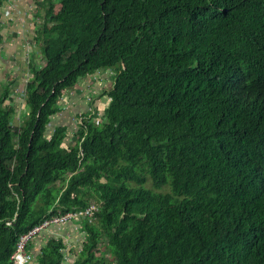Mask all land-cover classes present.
<instances>
[{"label": "trees", "instance_id": "trees-1", "mask_svg": "<svg viewBox=\"0 0 264 264\" xmlns=\"http://www.w3.org/2000/svg\"><path fill=\"white\" fill-rule=\"evenodd\" d=\"M35 2L45 62L29 63L20 124L12 82L0 91V264L93 202L72 264H100L102 238L116 264H264V0ZM101 70L103 113L74 141L49 131L64 93ZM58 226L29 264L69 262L62 237L37 241Z\"/></svg>", "mask_w": 264, "mask_h": 264}, {"label": "rangeland", "instance_id": "rangeland-1", "mask_svg": "<svg viewBox=\"0 0 264 264\" xmlns=\"http://www.w3.org/2000/svg\"><path fill=\"white\" fill-rule=\"evenodd\" d=\"M59 9V5L56 6V10ZM18 15L17 18H22L24 22H27L29 17L32 18V22L35 20V17L32 14L25 15L23 14V9L18 8L17 11H14L11 6H1L0 7V15H7L12 18V15ZM21 14V15H19ZM28 17V18H27ZM36 20H38L36 18ZM9 26V24L7 25ZM12 28V27H11ZM10 28V29H11ZM26 49V48H25ZM24 49V50H25ZM3 57L5 59H12L10 54H6V50L3 52ZM28 53L27 49L25 53H22L24 57L22 60L12 59L19 67L18 73L16 72V67L7 66V61L3 64L2 56L0 55V91H2V86L5 82H12L11 89H12V96L13 102L16 105V112L14 114L13 122L14 124L18 125L22 122L23 118L25 117L28 107L25 104V97H24V85L26 84L27 78H29V72L27 71L28 67ZM13 54V53H11ZM21 55V57L23 56ZM43 55L39 49H36L33 60L35 62L43 64ZM19 58V55L17 56ZM7 66V69L4 67ZM5 69V71H4ZM113 72L111 70H101L94 74L88 75L83 78L78 85L77 88L69 89L64 93V96L60 100L63 107H67L65 110L57 114L52 118L51 123L49 124V131L53 130L56 124H67L69 126V130L67 135L74 141V133L75 129H78V124L81 122L83 114L87 112H92L97 115L103 113V109L108 103L107 96H100V93H103V90L109 89L111 87V75ZM27 77V78H26ZM14 80V81H13ZM15 81L18 83L15 85ZM83 94V95H81ZM91 94L89 96H85ZM85 96L84 98H82ZM72 97V98H71ZM81 99H84L81 101ZM8 103V100L6 101ZM102 118L99 116V121ZM150 185V184H149ZM94 203V202H93ZM96 204V203H95ZM72 220L66 224H63L58 227H53L52 231L42 233V237H39L37 241L39 243H46L48 238L51 237H62L64 241L69 245L70 249L73 248L74 252L71 253L72 255L69 258L70 263L72 264L75 259V253L77 254L79 250L82 248L83 241L85 239V233L82 232L80 228V221L82 220ZM93 218H89V221H93ZM49 229V228H46ZM45 229V230H46ZM107 243L105 238H102L100 245V250L97 252V256L100 258V264H116V258L113 251L107 247L105 244ZM71 252V251H70Z\"/></svg>", "mask_w": 264, "mask_h": 264}, {"label": "crops", "instance_id": "crops-1", "mask_svg": "<svg viewBox=\"0 0 264 264\" xmlns=\"http://www.w3.org/2000/svg\"><path fill=\"white\" fill-rule=\"evenodd\" d=\"M4 6H11V9L13 8L14 11H17L18 8L23 9V14L28 15L32 14V16L35 17V20L32 22V18L29 17L27 22L22 21V18H17L18 15H12V18L7 15H0V55L3 59V52L6 50V54L12 55V59L22 60L24 55L22 53H25L26 49L28 53V67L27 71L29 72V63L33 60V55L36 51V49H39L41 51L40 45L36 42V31L38 24L42 23L43 18L41 17V14L43 15L44 12L39 11V7L35 0H5ZM21 15V14H19ZM28 18V17H27ZM36 18L38 20H36ZM9 24V26H7ZM12 27V28H11ZM11 28V29H10ZM26 48V49H25ZM25 49V50H24ZM13 53V54H11ZM19 55V58L17 56ZM21 55H23L21 57ZM10 58L3 60L1 64H3L5 61H7V66L10 67H16V72L18 73V65ZM44 60V59H43ZM35 62V61H34ZM45 62V61H43ZM0 64V65H1ZM44 64V63H43ZM7 66H4L7 69ZM5 71V69H4ZM27 78V77H26ZM28 80V78H27ZM14 81V80H13ZM27 82V81H26ZM18 82L15 81V85ZM79 84V83H78ZM78 85L75 86L77 88ZM83 95V94H81ZM91 94L85 95L89 96ZM83 96L82 98H84ZM72 98V97H71ZM84 99H81L83 101ZM67 107H63V110H65ZM62 112V111H61ZM80 123V122H79ZM64 124V123H63ZM67 125V124H64ZM68 130H69V126ZM78 127V126H77ZM77 129H75L76 131ZM75 134V133H74ZM71 141V138L67 136V142ZM65 264H71L69 262H65Z\"/></svg>", "mask_w": 264, "mask_h": 264}, {"label": "built area", "instance_id": "built-area-1", "mask_svg": "<svg viewBox=\"0 0 264 264\" xmlns=\"http://www.w3.org/2000/svg\"><path fill=\"white\" fill-rule=\"evenodd\" d=\"M98 209V205L92 203L81 210L69 211L48 217L40 224L35 225L31 230L19 237L16 249L11 255L13 264H29L33 260V255L29 250V246L34 238L46 228L66 224L67 222L81 218H93Z\"/></svg>", "mask_w": 264, "mask_h": 264}]
</instances>
